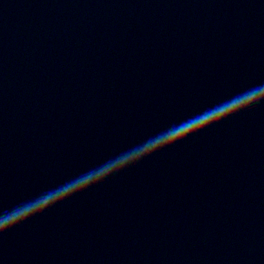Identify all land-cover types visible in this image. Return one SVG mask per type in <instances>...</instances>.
<instances>
[{
  "label": "water",
  "instance_id": "water-1",
  "mask_svg": "<svg viewBox=\"0 0 264 264\" xmlns=\"http://www.w3.org/2000/svg\"><path fill=\"white\" fill-rule=\"evenodd\" d=\"M0 264H264V0H0Z\"/></svg>",
  "mask_w": 264,
  "mask_h": 264
}]
</instances>
